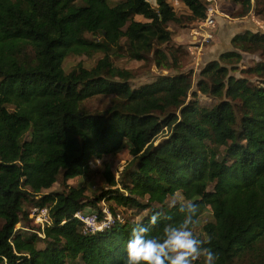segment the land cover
Wrapping results in <instances>:
<instances>
[{"label": "trees", "instance_id": "obj_1", "mask_svg": "<svg viewBox=\"0 0 264 264\" xmlns=\"http://www.w3.org/2000/svg\"><path fill=\"white\" fill-rule=\"evenodd\" d=\"M149 1L0 0V264H122L133 224L160 211L149 235H162L165 225L182 220L179 203L167 204L178 192L198 205L192 230L211 211L198 237L217 253L216 264H264V87L230 75L242 54H258L245 73L264 85V34L235 35L232 50L193 80L179 70L181 48L166 47L167 24L203 21L205 1L180 0L185 15L169 0ZM233 1L242 5L241 17L262 3ZM120 46L130 60L174 74L131 86L135 75L111 62ZM95 55L101 57L91 68H63L67 58ZM98 96L110 104L85 110ZM199 96L212 105H200ZM125 145L131 160L119 180L104 165L107 189L98 196L69 184L89 172L92 160ZM56 183L60 191L44 193ZM102 200L112 202L113 218L122 208L140 219H114L84 233L74 215L101 219ZM33 207L49 212L50 225L36 228L41 236L15 228L32 221L25 208Z\"/></svg>", "mask_w": 264, "mask_h": 264}, {"label": "rangeland", "instance_id": "obj_2", "mask_svg": "<svg viewBox=\"0 0 264 264\" xmlns=\"http://www.w3.org/2000/svg\"><path fill=\"white\" fill-rule=\"evenodd\" d=\"M206 7L213 9L215 26L212 28L202 25V21L193 24H187L184 26L175 25L173 23L167 24L168 30L171 32V42L166 45L167 48H181L182 52L179 56L180 72L193 73V80H195L200 70L210 61L218 60L222 53L231 51L230 37H234L237 34H241L245 31L252 33L264 34V0L261 5H258L256 9L251 10L246 16L241 17L242 5L234 3L233 0H204ZM152 6H155L154 0L149 1ZM173 5V8L177 14L185 15L188 13L187 9L182 5L179 0H169ZM262 10L263 14H258ZM136 21L144 22V20L137 16L134 18ZM220 29V33L215 38L214 32ZM216 30V31H215ZM232 37V38H233ZM215 38V39H214ZM216 40V42L214 41ZM122 41V40H121ZM120 41V42H121ZM118 55L111 58L112 65L115 68L131 71L135 75V79L130 83L131 86L137 87L144 83H150L159 76H165L168 74H174L172 71H165L158 69L151 61H135L130 60L126 54V48L120 46L117 50ZM101 57V55H95L91 59L87 57H70L63 63L65 71L71 70L78 64H81L85 68H91L95 62ZM260 61L258 54H242V61L235 68L236 70H230V75L236 78H247L254 85L264 87L261 83V79H258L252 75H247L246 70L253 67ZM111 98L107 96H98L86 101L83 106L88 111H101L110 104ZM200 105L211 106L212 101L199 96ZM163 142V138L156 143ZM131 160V156L128 153V146L125 145L114 155H108L99 160H92L90 170L85 176L75 178L69 181L70 185L78 186L84 185L86 187L85 195L88 198L98 196L102 191L107 189L102 177L104 165H109L112 172L115 174L117 180L121 177V172L125 165ZM61 187L59 183L53 185V187L45 191L44 193L60 191ZM172 198L167 200L169 205ZM104 203L105 207H112L113 204L110 201L102 200L98 203V207ZM29 214V210L25 208ZM120 218L125 221H138L140 217L135 216L134 210L118 209ZM117 210V211H118ZM29 220V216H28ZM31 221V219H30ZM212 221V214L209 209L199 217L193 233L197 236L203 235V226ZM28 224V225H27ZM16 229L24 228L31 232L36 231L37 226L31 222H20ZM34 230V231H33ZM42 244H39V248H42Z\"/></svg>", "mask_w": 264, "mask_h": 264}, {"label": "clouds", "instance_id": "obj_3", "mask_svg": "<svg viewBox=\"0 0 264 264\" xmlns=\"http://www.w3.org/2000/svg\"><path fill=\"white\" fill-rule=\"evenodd\" d=\"M177 203L183 218L179 223L165 225L162 235H149L161 216L160 211H153L147 224L137 222L131 226L124 244L122 264H195L201 256L203 264H216L217 253L203 247L207 241L195 235L190 227L196 222L198 205L191 200H182L179 192L169 207H175Z\"/></svg>", "mask_w": 264, "mask_h": 264}, {"label": "built area", "instance_id": "obj_4", "mask_svg": "<svg viewBox=\"0 0 264 264\" xmlns=\"http://www.w3.org/2000/svg\"><path fill=\"white\" fill-rule=\"evenodd\" d=\"M214 14H216V12L207 7L206 18L203 20L202 25L208 28L213 27L215 24ZM91 163L92 162H90L89 165H91ZM101 205L102 206H99V210L102 214L101 219H98V215L95 212H78L74 215V217L82 223L84 233H94L107 229L114 224V219L122 221L119 214H117L116 218H113L109 209L104 206L103 202H101ZM29 218L37 226V229H40L41 231L45 228V226L50 225L51 223L47 208H30ZM34 233L41 236L38 230L34 231Z\"/></svg>", "mask_w": 264, "mask_h": 264}, {"label": "crops", "instance_id": "obj_5", "mask_svg": "<svg viewBox=\"0 0 264 264\" xmlns=\"http://www.w3.org/2000/svg\"><path fill=\"white\" fill-rule=\"evenodd\" d=\"M179 1H180V0H179ZM169 3H170V2H169ZM170 4H171V3H170ZM171 5H172V4H171ZM172 6H173V5H172ZM202 22H203V21H202ZM169 24H171V23H169ZM169 24H168V25H169ZM214 26H215V25H214ZM214 26H213V27H214ZM211 28H212V27H211ZM215 31H216V30H215ZM219 33H220V29H218L216 32H214L215 38L218 37ZM232 37H233V36H232ZM232 37L229 38L228 42L231 41ZM215 38H214V39H215ZM214 41L216 42V40H214Z\"/></svg>", "mask_w": 264, "mask_h": 264}]
</instances>
